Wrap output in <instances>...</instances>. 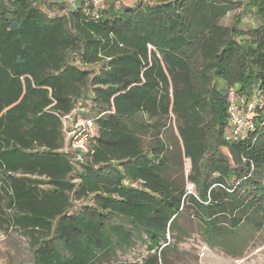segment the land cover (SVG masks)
<instances>
[{
  "label": "trees",
  "instance_id": "obj_1",
  "mask_svg": "<svg viewBox=\"0 0 264 264\" xmlns=\"http://www.w3.org/2000/svg\"><path fill=\"white\" fill-rule=\"evenodd\" d=\"M42 1L0 0V232L33 264H176L187 219L237 255L264 229V0ZM238 10L259 25L222 24ZM232 93L254 104L237 137ZM81 107L84 152L64 127Z\"/></svg>",
  "mask_w": 264,
  "mask_h": 264
},
{
  "label": "rangeland",
  "instance_id": "obj_2",
  "mask_svg": "<svg viewBox=\"0 0 264 264\" xmlns=\"http://www.w3.org/2000/svg\"><path fill=\"white\" fill-rule=\"evenodd\" d=\"M82 0H43L40 6L48 13L63 14L59 8L64 5L66 9L77 7ZM87 1V0H83ZM92 2L93 8L104 10L108 8L112 0H89ZM139 0H115V5H133ZM251 1V0H241ZM48 6L54 9L53 12L48 10ZM237 15H240L241 29L248 31L259 25L258 20L254 15L244 14L240 10L229 14L223 19L222 24L231 26L235 22ZM231 99L239 104V98L230 95ZM84 110L83 107L79 108L77 113L73 112L69 115L64 122L65 133L68 141L72 144V135L76 131V124H78V113ZM165 139L176 141V128L173 122L169 125L168 130L164 135ZM188 169V165H187ZM191 189V186H190ZM187 229L186 235L179 243L178 253L174 255L176 264H264V229L259 232L248 233L246 230L241 232L242 238L241 249L237 255H230L225 250L220 248L211 249L204 241L201 230L195 226L190 220H185L181 223V229ZM146 255L145 246L138 243L134 248L128 250L122 260L131 262L139 261ZM0 264H33V251L26 238L17 234L11 233L10 235L0 232Z\"/></svg>",
  "mask_w": 264,
  "mask_h": 264
},
{
  "label": "built area",
  "instance_id": "obj_3",
  "mask_svg": "<svg viewBox=\"0 0 264 264\" xmlns=\"http://www.w3.org/2000/svg\"><path fill=\"white\" fill-rule=\"evenodd\" d=\"M239 101L240 103L237 104L234 99H231L228 108L229 121L232 129V137L240 136L247 127L251 128L253 124L252 121L254 118V104L248 103L247 107L245 108L246 105H244L241 100ZM77 118L79 123L76 124V131L72 135V144H70L68 139L67 141L69 147L72 150L84 152L87 150V144L89 139L96 134L97 129L92 120L80 118L79 116Z\"/></svg>",
  "mask_w": 264,
  "mask_h": 264
}]
</instances>
